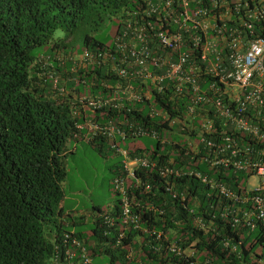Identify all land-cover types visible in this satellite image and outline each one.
<instances>
[{"label":"trees","instance_id":"1","mask_svg":"<svg viewBox=\"0 0 264 264\" xmlns=\"http://www.w3.org/2000/svg\"><path fill=\"white\" fill-rule=\"evenodd\" d=\"M144 1L0 0V264H51V258L63 264L68 247L62 241L63 232H68L70 242L80 239L89 256L106 254L110 264L132 259L141 264H264V224L255 212L250 214L254 226L242 216L243 210L254 208L250 194L264 195V189L243 185L253 172L211 165L202 159V149L184 155L175 144L162 142V137L171 135L159 117L148 115L144 103H129V112L104 106L88 116L114 122L127 116L135 125L142 122L157 128L155 148L135 146L127 151L131 155L146 152L160 164H170L173 157L175 166L197 169L237 192L239 198L226 197L191 174L175 176L162 174L156 166L144 167L138 172L142 184L125 182L138 225L123 221L120 196L112 182L117 200L107 208L93 207L91 241L84 231L63 226V156L68 140L85 139L86 130L75 127L84 115H73L75 102L70 93L62 95L50 87V79L36 60L41 52L34 48L46 44L48 51L71 52L76 42L82 49L107 47L96 33L101 25L116 15L121 18L120 28ZM57 28L63 36L55 38ZM55 68L62 70L57 64ZM75 74L85 79L76 84L78 94L109 93L113 80L100 65L81 67ZM87 141L98 149L109 143L103 134ZM123 174L117 164L112 180ZM145 183L150 184L147 190ZM81 222L73 220L72 224ZM171 241L180 246V252L170 249Z\"/></svg>","mask_w":264,"mask_h":264},{"label":"built area","instance_id":"2","mask_svg":"<svg viewBox=\"0 0 264 264\" xmlns=\"http://www.w3.org/2000/svg\"><path fill=\"white\" fill-rule=\"evenodd\" d=\"M56 59L71 62L66 76L52 68L48 56L42 65L47 66L52 89L62 95L70 90L73 115H84L76 120L77 130H86V140L105 135L110 147L122 154L124 174L115 175L112 182L120 196L124 222L138 225L125 182L142 184L138 172L144 167L156 166L162 174L194 175L235 200L239 194L197 169L175 166L173 157L170 164H160L146 152L131 155L118 147L116 136L155 138L158 130L142 122L135 125L127 116L116 122L88 116L104 106L129 112V103H144L148 115L159 117L163 129L171 134L169 139L162 137V142L175 144L184 155L202 149V159L211 165H230L264 177V0H145L142 8L124 19L112 45L59 53ZM92 64L104 68L113 80L107 95L76 92L75 84L85 79L75 72ZM67 81L74 82L69 90ZM143 187L147 190L150 184ZM256 188L264 189V182ZM250 200L254 208L243 210V219L254 226L250 214L255 212L264 224V195L255 192ZM149 208L155 210L153 205ZM68 238L65 233L62 240ZM72 242L79 248V256L73 261L65 250L62 263L91 264L83 243L77 238ZM169 247L181 250L174 241Z\"/></svg>","mask_w":264,"mask_h":264},{"label":"rangeland","instance_id":"3","mask_svg":"<svg viewBox=\"0 0 264 264\" xmlns=\"http://www.w3.org/2000/svg\"><path fill=\"white\" fill-rule=\"evenodd\" d=\"M121 18L113 15L104 22L98 29L97 36L108 46L112 45L116 31L119 28ZM121 27V26H120ZM63 36V30L57 28L54 37ZM47 49L45 45H38L34 48L36 53ZM69 49V48H68ZM82 45L76 42L73 46L74 51H80ZM87 92V91H86ZM147 109V105H144ZM116 145L123 149L135 146L153 149L155 148V138L148 135L128 136L125 138L116 136ZM122 154L106 142L101 149L93 146L86 139H71L67 141L66 153L63 162L66 168V176L62 181L63 199V226L70 229L84 231L87 241H91L89 234L94 217V206L107 208L117 200V194L112 185V176L115 173L117 164H121ZM120 162V163H119ZM243 182L247 188H254L264 182V177L256 173L249 174ZM82 214V217L78 215ZM73 220L83 222L72 224ZM48 236L51 234L47 232ZM74 249V248H72ZM91 264H110L106 254H93ZM126 264H141L138 259H132Z\"/></svg>","mask_w":264,"mask_h":264},{"label":"clouds","instance_id":"4","mask_svg":"<svg viewBox=\"0 0 264 264\" xmlns=\"http://www.w3.org/2000/svg\"><path fill=\"white\" fill-rule=\"evenodd\" d=\"M83 50V49H82ZM82 50H80V51H71V52H66L65 50H61V49H53L52 51H48V49H46L45 51H43V52H41L40 53V55L37 57V61H38V63H39V66H41V68H43V71L45 72V74H47V76H48V73H47V66H43L42 65V59H44L46 56H48V58L49 59H51L52 60V68L58 73V74H60V75H63V76H66L65 74H67L68 73V71H67V69L66 68H68V66L71 64V62L68 60V59H65V62H63V63H59L58 62V60L56 59V55L57 54H63V55H67V54H71V53H79V52H81ZM55 64H57V66L58 67H60V68H62V70L61 71H59L58 69H56L55 68ZM74 74V73H73ZM49 78V77H48ZM50 79V78H49ZM66 84H67V88H68V90H69V88L72 86V84H74V82L73 81H67L66 82ZM79 83H77V85H78ZM50 85H51V80H50ZM75 86H76V84H75ZM51 87V86H50ZM52 88V87H51ZM77 88V87H76ZM69 95H71V92H70V90H69ZM109 146H110V143H109ZM262 183V182H261ZM258 187V186H257ZM254 188H256V187H254ZM65 233H68V232H63V236H64V234ZM63 236H62V238H63ZM51 239L53 240V238L51 237ZM80 240V239H79ZM63 241V240H62ZM63 242H65V241H63ZM66 243L68 244V247L66 248V250L67 251H69V244L71 245V243H73V242H70L69 241V238H68V240L66 241ZM84 245V244H83ZM85 246V245H84ZM76 248H77V251L76 252H74V254H73V252L71 251H69L71 254H72V260L73 261H75L76 259H77V256H79L78 255V253H79V248L77 247V245L75 246ZM85 249H86V251H87V248H86V246H85ZM91 257V256H90ZM74 264H76V263H74Z\"/></svg>","mask_w":264,"mask_h":264},{"label":"crops","instance_id":"5","mask_svg":"<svg viewBox=\"0 0 264 264\" xmlns=\"http://www.w3.org/2000/svg\"><path fill=\"white\" fill-rule=\"evenodd\" d=\"M171 135V134H170ZM169 135V136H170ZM80 215H82V214H80ZM79 216V215H78ZM82 217V216H81ZM64 219V217L62 216L61 217V220H63ZM72 248H74V249H72ZM69 251L71 252H73V254H74V252H76L77 251V248L74 246V245H69ZM51 264H58V262H57V260H56V258H51Z\"/></svg>","mask_w":264,"mask_h":264}]
</instances>
